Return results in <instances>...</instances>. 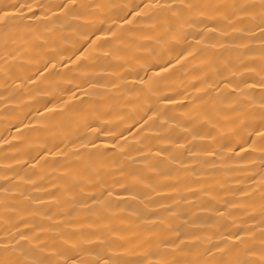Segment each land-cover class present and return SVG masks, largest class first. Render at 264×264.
Segmentation results:
<instances>
[{
  "label": "bare ground",
  "instance_id": "obj_1",
  "mask_svg": "<svg viewBox=\"0 0 264 264\" xmlns=\"http://www.w3.org/2000/svg\"><path fill=\"white\" fill-rule=\"evenodd\" d=\"M0 264H264V0H0Z\"/></svg>",
  "mask_w": 264,
  "mask_h": 264
}]
</instances>
